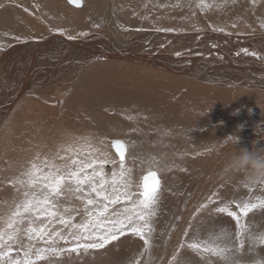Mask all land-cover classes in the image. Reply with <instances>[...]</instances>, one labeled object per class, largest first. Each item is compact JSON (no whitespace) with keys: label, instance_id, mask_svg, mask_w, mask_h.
Returning <instances> with one entry per match:
<instances>
[{"label":"bare ground","instance_id":"obj_1","mask_svg":"<svg viewBox=\"0 0 264 264\" xmlns=\"http://www.w3.org/2000/svg\"><path fill=\"white\" fill-rule=\"evenodd\" d=\"M4 1L0 0V7ZM53 3L54 0L49 1V7ZM67 5L78 15V20L83 15L91 16L90 8L94 10L91 0H83L82 7ZM252 8L256 15L264 16V2ZM244 10L242 7L233 12L224 24H234L236 15ZM1 14L0 9V19ZM18 18L16 26L23 33L28 27L22 24L23 18ZM105 18L109 32L84 40L74 34L70 35L73 39L69 36L65 39L64 35L44 32L43 36H47L36 42L38 49L31 54L28 46L34 42L30 40L11 48L0 43V126H4L0 133V224L5 225L14 203L23 198V188L15 181L22 178L32 163L47 172L50 168L46 162L56 167H62L68 157L87 162L98 155L97 148L115 155L108 143L121 139L129 145L126 160L133 169V179L139 181L153 167L162 181L157 216L151 221L149 250L145 252L143 240L128 232L103 249L80 250L79 255L66 252L62 257L68 264H84L87 257L90 264L93 261L94 264H134L137 258L140 264H156L158 259L157 264H189L185 255L193 252L187 247L181 250L180 245L190 242L194 233L201 239L209 238L208 223L220 220L214 211L217 206L264 198V185H250V191L245 186L244 173L225 171L240 148L252 150L254 142L256 147L264 148V61L245 53L237 56L234 51L247 48L249 52L264 55V26L257 33L244 36L238 30V33L210 30L207 26L184 30L168 27L172 32L153 28L123 36L114 31V20L125 25L127 17L117 16L109 7ZM239 26L255 27L256 23ZM229 44L233 48L223 47ZM116 45L125 51L111 52ZM43 53L49 58L40 67ZM87 54L91 57L88 60ZM6 76H23L24 82L11 92L14 81L7 82ZM251 76L257 83L249 82ZM68 148L73 151H66ZM61 156L65 159H60ZM110 169L111 166L105 168L108 178ZM187 178L188 182L184 183ZM176 194L177 198L182 197L183 207L186 206L178 221L177 210L181 205H175ZM81 195L67 192L59 200L64 207L80 210L78 214L71 213L75 216L73 223L84 219V202L77 199ZM213 200L217 202L212 203ZM205 204L207 207L202 209ZM123 208L122 203L110 206V212ZM255 212L256 215L251 213L255 222L243 217L242 222L254 232H264V210ZM159 217L178 226L171 232V241L165 249L166 235L161 234L159 239L154 236ZM226 219L221 221L223 233L234 235L238 230L236 223L227 215ZM48 228L52 232L67 231L58 222L48 224ZM220 233L222 229L218 226L216 234ZM57 246L74 245L60 242ZM108 249L113 251L107 256L112 257L110 263H101L102 259L97 258H107L103 256L108 254L104 253ZM120 250L129 252L134 261H128L129 257L123 256L125 253L120 255ZM258 251L264 256V250ZM209 259L222 264L215 257Z\"/></svg>","mask_w":264,"mask_h":264},{"label":"snow or ice","instance_id":"obj_2","mask_svg":"<svg viewBox=\"0 0 264 264\" xmlns=\"http://www.w3.org/2000/svg\"><path fill=\"white\" fill-rule=\"evenodd\" d=\"M69 3L80 7L82 0H69ZM175 6L179 7V4ZM213 6L216 5L207 0H198L197 3L202 11ZM68 38L73 39L71 36ZM241 51L264 61V55L255 51L249 52L247 48ZM236 55L239 56L240 52ZM108 146L115 150V155L97 148L98 155L87 162L73 157H68L62 167L46 162L50 168L47 172L32 163L22 173V178L15 183L23 188V198L14 203L5 219V227L0 229V264H59V259L66 252L79 255L80 250L103 249L128 232L143 240L145 252L149 250L153 231L151 221L162 192L159 173L149 168L139 181L134 180L133 169L126 160L128 143L113 139ZM59 158L65 159L63 156ZM108 165L111 166L110 178L105 171ZM256 184L264 185V180L247 182L245 186ZM67 192L82 194L77 197L84 202V219L79 223H73L75 216L71 213L75 211L78 214L80 210L59 203L60 197ZM121 203L124 204L122 211L110 212V206ZM233 205L236 210H233ZM206 207L207 204L201 206L202 209ZM257 209L264 210V198H257L256 202L231 201L217 206L214 211L231 217L237 232L234 235L213 234L207 239H201L198 233H194L191 241L180 247H187L207 259L208 264H214L210 257H215L222 264H264V256H260L258 251L264 250V232H254L246 222H242V217L247 218ZM57 222L67 231L52 232L48 228V224ZM184 235L187 237L188 233ZM41 242L43 246H40ZM60 242L74 246L58 247ZM134 264H140V261L136 260Z\"/></svg>","mask_w":264,"mask_h":264},{"label":"rangeland","instance_id":"obj_3","mask_svg":"<svg viewBox=\"0 0 264 264\" xmlns=\"http://www.w3.org/2000/svg\"><path fill=\"white\" fill-rule=\"evenodd\" d=\"M32 1L33 0L31 1L29 0L27 1V3H25V0H20V1L5 0L4 1L5 3L1 5L0 9H1L2 14H1V19H0V43L3 44L5 47L7 46L11 48V46L24 45L28 42L27 40H30L32 41V43L34 42V44L28 46L30 47V50L32 49L29 52L31 54L33 53V51H36L38 49L39 44H37L36 42L43 41L48 34L58 35V36L64 35V37L63 36L61 37L65 39L68 36L74 34V35H77L78 39L83 38V40L84 38L87 39V37L91 35L104 34L102 33L103 31L109 32L111 30L109 29V22H107L105 18V15L107 14L109 10V7L110 9L112 8L113 13L116 14L117 16L121 15L122 17H127V21H124L125 23L127 22V24L125 25L120 23L118 19L114 20L115 21V25L113 26L114 31L122 34L123 36L124 34L127 36H131L130 35L131 32L133 33L134 31H137V30H145V29L153 30V28H159V29L164 28L162 31H160V32H164V30L169 29L168 27H170L171 29L176 28L177 30L179 29L184 30L188 28L189 29L202 28L205 26H207V29H210V30L213 28L223 29L224 31H227V32L232 31V30L233 31L238 30V32L245 33L242 35L244 36L247 34L257 33V31L261 30V25L264 24L263 23L264 16H261L259 14L256 15L252 8L254 4L256 5L258 3L264 2V0H257V1L256 0H253V1L252 0H235V2H233V0H227V3H225L224 0H207L208 3H214V5L216 6L210 7L203 11L199 7H197L198 0H112V2L109 1V3L106 0L104 1L91 0L92 6L94 5V10L93 8L89 7L90 11L88 13H92V12L93 13L91 14V16L87 14V18H85L84 15L82 17L80 16L79 20H78L79 18L78 15H76L73 12L74 10L69 8L67 5V4H70V6H72V4L68 3L66 0H54L52 7H49L50 5L49 1L51 0H34L37 3L36 4L33 1V5L34 6L35 4L37 5L35 6L36 8L33 7L31 3ZM65 1L67 2V4ZM177 4H179V7L175 6ZM239 7L240 8L243 7L245 8V10L239 13L238 15H236L237 20L234 24L232 23L233 26L234 25L235 26L233 27L232 24H229V25L224 24V22L228 23V21L226 20L228 19L227 17L232 16L233 12L240 9ZM36 10L38 12H36ZM72 12L74 14H72ZM15 13L18 16L15 15ZM38 14H40L41 16L43 15H46V16L45 18H43V17H40ZM225 15H226V18H225ZM73 16L74 17L76 16V18H73ZM18 17H20L21 19L23 18L22 20L25 22L21 21L22 24L25 25V28L28 27L27 29H23L25 33L24 32L22 33L20 29L18 28V26H16L19 20ZM240 17H243V18H240ZM33 20H35L34 22L35 26H34ZM250 21L252 24L253 22L256 23V26L255 27L239 26L240 23L251 24ZM217 23L220 24V26ZM172 25L175 27H173ZM212 25H216L218 27H213ZM225 25L226 27L228 28L230 27V28L228 29L224 27ZM96 28H97V31H96ZM245 30L247 31L245 32ZM172 31L174 30H171V32ZM44 32L47 34L45 37L43 36V34L45 35ZM81 33H86L87 35H81ZM39 36L43 38H40ZM37 37L39 39H37ZM77 37L75 36V38ZM132 45L133 44L130 45L131 48H132ZM233 46H234L233 44H229L223 47L233 48ZM179 47L186 49V47H183V46H179ZM123 50L125 51V49L121 48L120 45H116V47L112 49L111 52L123 51ZM66 51L71 52L72 49H68ZM234 51L244 53L240 51L239 49H234ZM85 57L87 60L91 58L90 55L88 54ZM48 58H49L48 54L43 53L38 63V66L41 67L43 65V62L46 61ZM10 81H14V85L11 89V92H14L15 88L17 87L19 88L21 86V84L24 82V79H23V76L18 77V78H12V77L8 78L7 77V82H10ZM249 82L257 83V79L251 76V78L249 79ZM0 114H2V112H0ZM3 128L4 126H0V133L3 130ZM80 128H83V127L80 126ZM109 166L110 165L106 166V168L108 169ZM152 169H155V168L152 167ZM1 171L4 173L5 172L4 168H2ZM144 173L146 174V171ZM185 182H188V178L187 180H184V183ZM9 188L10 187H8V189ZM9 190H12V188ZM16 192H18V190H16ZM179 192H181V190ZM181 194L182 193L178 195H181ZM181 198L182 197L177 198V194L175 195V199H176L175 205L177 206L181 205V209L177 210V221H178V218L182 216V212L186 211V206L183 207V201L180 200ZM233 209H235L234 206H233ZM169 211L171 213V210ZM255 211H253L252 214L256 215ZM252 214L250 213L249 216L244 219H247L248 221H251V222L253 221L255 222L256 220H254V216ZM218 215L220 217V220L213 219L211 220L210 223H208V226L210 228V235L216 234V229L218 226L222 229V233L224 231V227L221 226L222 224L221 221L227 220L226 214L218 213ZM155 216L157 215L155 214ZM170 222H171L170 220L169 222L166 220L164 221V219L160 217L157 220V229H156V232H154V236L158 238L161 236V234L162 236L166 235V238L163 239L164 244H165L163 249H165V247L168 246L171 241V237H170L172 235L171 232H173L178 227L176 226L175 222L173 223H170ZM3 227H5V225L3 226V224H0V229H2ZM225 228L227 230V224H225ZM183 249L184 248H181V250ZM119 252H120L119 253L120 255L125 253L123 256H128L130 259L128 261H131V262L134 261V258L131 259L132 257L130 256L131 254L129 252H125L124 250H120ZM104 253H108L107 255L103 256V257H107L111 253H113V251H111V249H108ZM183 253L185 252L183 251ZM89 258L90 257H87L85 259L84 264L86 263L90 264ZM111 258L112 257L97 258V260L102 259L101 263H110ZM186 258H188L187 261L189 262V264H208L207 259L201 258L199 255H197L194 252L191 253L190 255H185V259ZM137 259L139 260L140 258H137ZM75 260L77 261L80 259H75ZM158 260L156 264L158 263ZM94 262L95 261H93V264ZM59 264H68V263L66 260H64V257H61L59 259ZM181 264H185V263L182 262Z\"/></svg>","mask_w":264,"mask_h":264},{"label":"clouds","instance_id":"obj_4","mask_svg":"<svg viewBox=\"0 0 264 264\" xmlns=\"http://www.w3.org/2000/svg\"><path fill=\"white\" fill-rule=\"evenodd\" d=\"M225 171L244 173L247 182L264 180V148L256 147L255 142L252 150L240 148L238 154L233 155L231 158Z\"/></svg>","mask_w":264,"mask_h":264},{"label":"water","instance_id":"obj_5","mask_svg":"<svg viewBox=\"0 0 264 264\" xmlns=\"http://www.w3.org/2000/svg\"><path fill=\"white\" fill-rule=\"evenodd\" d=\"M68 3H69V0H66ZM73 5V4H72ZM82 5H83V0H82V4H81V6L80 7H82ZM75 6V5H74ZM76 7V6H75Z\"/></svg>","mask_w":264,"mask_h":264}]
</instances>
